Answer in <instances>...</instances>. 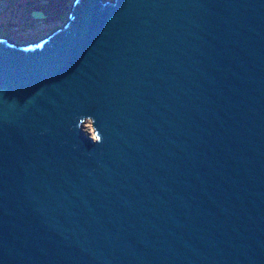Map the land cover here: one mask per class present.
<instances>
[{
  "label": "water",
  "instance_id": "obj_1",
  "mask_svg": "<svg viewBox=\"0 0 264 264\" xmlns=\"http://www.w3.org/2000/svg\"><path fill=\"white\" fill-rule=\"evenodd\" d=\"M0 264H264V0L0 35Z\"/></svg>",
  "mask_w": 264,
  "mask_h": 264
},
{
  "label": "rangeland",
  "instance_id": "obj_2",
  "mask_svg": "<svg viewBox=\"0 0 264 264\" xmlns=\"http://www.w3.org/2000/svg\"><path fill=\"white\" fill-rule=\"evenodd\" d=\"M71 1L0 0V35L17 42L37 40L64 22Z\"/></svg>",
  "mask_w": 264,
  "mask_h": 264
},
{
  "label": "bare ground",
  "instance_id": "obj_3",
  "mask_svg": "<svg viewBox=\"0 0 264 264\" xmlns=\"http://www.w3.org/2000/svg\"><path fill=\"white\" fill-rule=\"evenodd\" d=\"M83 128L87 131H91V124L89 122L84 123Z\"/></svg>",
  "mask_w": 264,
  "mask_h": 264
},
{
  "label": "clouds",
  "instance_id": "obj_4",
  "mask_svg": "<svg viewBox=\"0 0 264 264\" xmlns=\"http://www.w3.org/2000/svg\"><path fill=\"white\" fill-rule=\"evenodd\" d=\"M91 139V138H90ZM102 140V138H100V137H97V139L96 140H94L93 142H100Z\"/></svg>",
  "mask_w": 264,
  "mask_h": 264
}]
</instances>
